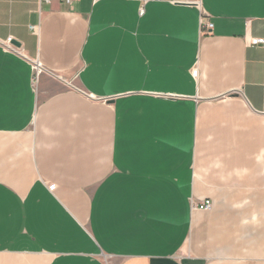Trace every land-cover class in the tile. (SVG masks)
Returning <instances> with one entry per match:
<instances>
[{"label": "crops", "instance_id": "1", "mask_svg": "<svg viewBox=\"0 0 264 264\" xmlns=\"http://www.w3.org/2000/svg\"><path fill=\"white\" fill-rule=\"evenodd\" d=\"M201 1L210 33L168 0H0V264H264V0Z\"/></svg>", "mask_w": 264, "mask_h": 264}, {"label": "built area", "instance_id": "2", "mask_svg": "<svg viewBox=\"0 0 264 264\" xmlns=\"http://www.w3.org/2000/svg\"><path fill=\"white\" fill-rule=\"evenodd\" d=\"M48 2H52L53 0H46ZM68 4H72L73 2L77 0H63ZM140 1V8L139 12L140 14H143L145 12V5L154 0H139ZM169 2L173 4H191L195 5L199 8L200 10V18H201V29L202 33H210L213 30L214 23L211 21L209 17V13L207 10L203 7L202 1L201 0H168ZM34 30L36 29V26H31ZM251 44H260L264 43V37H254L251 38L250 40ZM3 45L6 49L12 50V51H21V46L16 45L14 42V38L12 36L8 37L6 40L3 41ZM33 70H34V83L36 84V81L38 80V76L46 71L45 66L39 61L34 59L33 60ZM195 72V70H193ZM198 207L203 208V209H209L212 206V201L210 199L202 200L197 204Z\"/></svg>", "mask_w": 264, "mask_h": 264}, {"label": "water", "instance_id": "3", "mask_svg": "<svg viewBox=\"0 0 264 264\" xmlns=\"http://www.w3.org/2000/svg\"><path fill=\"white\" fill-rule=\"evenodd\" d=\"M16 43H17V42H16ZM17 45L19 46V45H20V43L18 42V43H17Z\"/></svg>", "mask_w": 264, "mask_h": 264}]
</instances>
